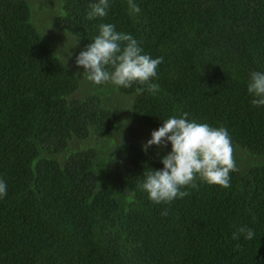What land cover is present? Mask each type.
<instances>
[{"label":"trees","instance_id":"obj_1","mask_svg":"<svg viewBox=\"0 0 264 264\" xmlns=\"http://www.w3.org/2000/svg\"><path fill=\"white\" fill-rule=\"evenodd\" d=\"M94 2L45 0L43 16L0 0V264H264V106L247 90L264 72V0H134L135 15L109 0L89 20ZM101 23L163 57L157 93L85 79L75 58ZM184 112L228 130L238 171L157 204L137 185L171 144H142ZM241 226L253 239H231Z\"/></svg>","mask_w":264,"mask_h":264},{"label":"clouds","instance_id":"obj_2","mask_svg":"<svg viewBox=\"0 0 264 264\" xmlns=\"http://www.w3.org/2000/svg\"><path fill=\"white\" fill-rule=\"evenodd\" d=\"M128 7L133 15L141 11L134 0H128ZM108 8L109 0L91 3L87 19L105 17ZM162 62L163 57L152 58L132 35L116 31L111 23H101L99 34L75 58L77 67L84 69L85 79L94 85L110 82L127 88L135 83L145 85L152 94L159 91V85L151 81L157 78ZM247 90L254 97L251 101L254 106H264V72L253 71L250 74ZM135 91L142 94L144 88L137 87ZM188 115L184 112L180 117L163 120V125L152 131L151 139L142 144L145 152L153 145L163 148L169 142L171 144V151L161 157L163 168L144 171L143 182L137 185L154 203L170 205L173 200L190 195L182 189H197L198 180L228 188L231 186L230 174L238 171L235 146L228 130L188 120ZM6 195V182L0 180V198ZM167 214V209L161 212V215ZM241 235L251 240L254 232L241 226L232 233L231 239L239 240Z\"/></svg>","mask_w":264,"mask_h":264},{"label":"rangeland","instance_id":"obj_3","mask_svg":"<svg viewBox=\"0 0 264 264\" xmlns=\"http://www.w3.org/2000/svg\"><path fill=\"white\" fill-rule=\"evenodd\" d=\"M31 1H33V5H35V4L39 3V2L43 3L44 6H45L44 7V10H43L44 11L43 12V16H45V15L49 16V14L51 13V8H50V6H48L47 4H45V0H31ZM49 8H50V10H49ZM43 16L42 15H39L38 16V19H43Z\"/></svg>","mask_w":264,"mask_h":264}]
</instances>
